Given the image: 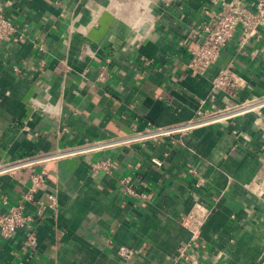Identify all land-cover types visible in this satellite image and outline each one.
Returning <instances> with one entry per match:
<instances>
[{
	"label": "crops",
	"instance_id": "crops-1",
	"mask_svg": "<svg viewBox=\"0 0 264 264\" xmlns=\"http://www.w3.org/2000/svg\"><path fill=\"white\" fill-rule=\"evenodd\" d=\"M223 0H0L15 31L0 40V161L170 126L199 108L253 102L248 111L194 128L182 138L51 160L0 176V211L17 202L32 171L50 204L35 223L0 237V264H188L187 217L208 209L191 251L198 264H264V29L223 48L204 74L187 67L188 49L213 26ZM250 9L257 0H245ZM146 5L144 13L141 6ZM110 75L99 81L102 64ZM232 65L244 87L212 92ZM229 97V98H228ZM109 157L111 172L93 163ZM128 178L145 198L123 191ZM37 206L28 203V211ZM134 250L127 259L119 248Z\"/></svg>",
	"mask_w": 264,
	"mask_h": 264
},
{
	"label": "built area",
	"instance_id": "built-area-1",
	"mask_svg": "<svg viewBox=\"0 0 264 264\" xmlns=\"http://www.w3.org/2000/svg\"><path fill=\"white\" fill-rule=\"evenodd\" d=\"M141 6V12L146 9ZM264 29V0H257L255 8L250 9L245 0H223L218 13V19L213 26H206L198 37L195 45L189 47V59L187 67L194 74H204L209 67L214 65L223 50L234 39L236 34L241 35L239 46L247 45L251 38H260ZM15 31L13 22L7 18L0 8V40L5 39ZM109 63L102 64L98 74L99 81H105L109 75ZM244 87L237 75L233 72L232 65L221 69L213 78L212 92L224 91L228 96H235L239 88ZM229 98V97H228ZM253 102H242L232 105L225 103L223 108L212 106V108H199L194 118L186 122L170 126L153 125L147 123L145 127L130 134L115 135L104 139H95L87 143L62 147L50 153L32 154L24 157L0 161V176L14 175L26 168H33L51 160H59L65 157H74L91 152H102L106 149L122 145L142 144L156 141L164 137L173 139L182 138L194 128L212 122H223L234 118L251 109ZM264 149V144L263 147ZM95 171L111 172L114 165L109 157L101 158L93 163ZM123 191L129 195L145 198L146 194L138 191L128 178L120 180ZM45 184L43 171H32L30 185L22 192L17 202L9 205L8 209L0 211V237L4 239L13 238L18 230H24L26 238L24 244L29 248L37 245L35 223L43 216L48 206L56 204V196L53 192H47L50 204L45 203L36 194ZM2 204L8 205L6 196L0 199ZM28 203L37 206L35 212L28 211ZM208 209L203 206L195 207L188 215V226L192 231V242L181 250L180 260L188 264H198L195 255L191 251L197 247L198 230L206 217ZM121 256L130 259L134 250L128 246L119 248Z\"/></svg>",
	"mask_w": 264,
	"mask_h": 264
},
{
	"label": "bare ground",
	"instance_id": "bare-ground-1",
	"mask_svg": "<svg viewBox=\"0 0 264 264\" xmlns=\"http://www.w3.org/2000/svg\"><path fill=\"white\" fill-rule=\"evenodd\" d=\"M252 110V109H251Z\"/></svg>",
	"mask_w": 264,
	"mask_h": 264
}]
</instances>
